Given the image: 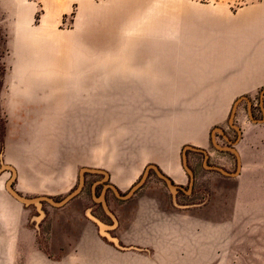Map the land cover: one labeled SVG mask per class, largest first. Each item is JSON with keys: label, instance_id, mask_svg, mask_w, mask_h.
Instances as JSON below:
<instances>
[{"label": "rangeland", "instance_id": "obj_1", "mask_svg": "<svg viewBox=\"0 0 264 264\" xmlns=\"http://www.w3.org/2000/svg\"><path fill=\"white\" fill-rule=\"evenodd\" d=\"M109 1L0 0V168L3 164L15 167L17 177L12 185L25 197L45 195L60 201L77 187L82 167L106 170L110 175L106 183L113 184L120 195L139 181L149 164L158 165L174 184L182 181L188 189L189 177L181 163L185 145L205 148L209 165L231 173L236 170L235 155L215 147L211 132L219 127L231 140L237 138L228 119L239 97L247 96L254 104L259 101L264 89L262 50L258 55L261 61L253 64L248 82L241 80L240 88L226 97H207L201 103L194 98L185 101L162 91H149L140 81L123 88L124 79L118 73L122 80L114 87L111 77L101 74L95 85L106 90L89 92L91 127L85 123L86 117L77 113L83 112L80 106L84 104L71 97L66 102L75 113L59 115L58 123H45L41 114L28 113L29 83L57 77L46 58L66 62L90 56L93 70L109 67L116 58L125 57L127 50L142 45L184 53L185 11L197 20L228 21L264 7V0H150L136 17L128 15L131 17L119 32L112 33L109 25L104 34L102 14L107 12L110 17L113 3ZM113 1L118 8L119 0ZM169 6L179 13L174 10L170 14ZM89 12L96 16L94 22ZM92 29L103 31L101 42L95 31L94 45ZM238 33L248 36L246 29ZM113 45L117 47L110 51ZM256 52L255 48L253 54ZM214 63L220 73L229 68V64ZM220 75L216 78L221 79ZM56 94L50 90L36 95L49 99ZM203 101L207 104L204 122ZM149 105L153 111L146 109ZM156 105L174 108L161 111ZM149 113L155 117H146ZM100 115L123 122L103 125ZM252 117L259 120L261 113L253 111ZM248 123L250 115L243 99L235 124L245 127ZM47 128L57 145L53 151L43 140ZM215 136L218 145H227L218 132ZM187 155L195 177L190 192L172 193L150 170L143 186L128 199L107 188L103 205L93 197L100 195L103 184H97L92 192L103 174L87 172L81 193L65 205L57 207L44 201L40 207L22 206V216L28 220L39 251L35 248L33 257L25 259L23 251L17 249L21 256L16 264H264V220L250 227L234 225L247 213L237 209L238 181L202 164L200 153L189 151ZM11 175L7 168L0 172V201H17L5 188ZM249 214L264 217V210ZM82 232H87L90 240L83 239ZM0 264L9 261L1 258Z\"/></svg>", "mask_w": 264, "mask_h": 264}, {"label": "crops", "instance_id": "obj_2", "mask_svg": "<svg viewBox=\"0 0 264 264\" xmlns=\"http://www.w3.org/2000/svg\"><path fill=\"white\" fill-rule=\"evenodd\" d=\"M148 1L150 0H119L117 4L118 8H116V3L113 0H110L109 2H112L114 7H112L110 11V17H107V12L102 14V17L104 18L103 25L106 30H104V34L107 33L109 25L111 32L114 30L119 32L118 29L125 25L128 17H131L128 15L132 14L136 17L137 12L144 9ZM168 10L170 14L175 12L179 13L180 11L171 6H169ZM89 17L90 21L93 22L96 19V16L91 12H89ZM111 17L114 18H112L109 23ZM202 18L203 17L200 19ZM183 19L186 22L185 33H187L185 42H183L184 45L181 47L182 50H185L184 53H179L175 50L171 51L170 49L161 51L162 48L160 47L157 49L153 46L142 45L132 51L127 50L125 57L119 59L116 58L114 63L109 64V67H101L93 70L91 67V61H89L90 56L77 57L69 59L70 61L66 62L55 58H46L51 61V65L55 68L57 77L47 79L45 82L41 83H35L33 81L29 83L30 97L27 102V105L29 106L27 109L28 113L30 115L41 114L42 120H45V123H58L60 118L59 115L63 116V114L66 113H75L69 109L66 102V99L71 97L74 99V102L78 101L80 105L84 104L83 106H80L83 112L80 113L78 111L77 113L84 115L86 117L85 123L88 127H91L90 124H92L93 120L92 115H90L91 93L89 92L90 90L94 91V88H102V92L106 90L104 87L95 85L96 77L101 74L109 75L111 77L109 82L112 83V86L114 87L118 86L116 83H119V81L122 80L117 78L116 73H118L123 76V88L126 87L128 83L140 81L143 84L142 86L144 88L146 87L149 91H162L164 92V95L168 93V95L170 94L169 96L181 97L185 101L194 98L199 100L200 103L207 97H226L232 95L240 88L241 80H243V83L248 82L247 79H249L252 74L251 68L253 64H259L258 61H261L258 58L261 50L263 54L262 65L264 75V7L253 12H247L241 15V17H238L237 20H232L231 18L228 19V21L197 20L195 15L190 14V12L187 13L186 11L183 14ZM223 29L224 31L221 33L220 31ZM243 29L248 30V36L243 37L238 33L242 32ZM95 31L98 33L97 41H102L100 34H102L103 31L98 29L93 30L91 31V42H93V45L96 41ZM219 32L220 34H218ZM116 47L117 46L110 48V51L114 50ZM255 48L259 52L254 53L256 54L254 57L253 52ZM93 51L95 52L94 49ZM215 61H220V63H223V66L229 64V68L222 70L220 73L217 65L214 63ZM238 62L242 63L243 66L237 67ZM137 67L139 68V73L136 72L138 70ZM151 74L158 78L150 79L146 76ZM217 75H220L219 77H221V79H217ZM226 77L228 78L225 79ZM245 85H247V83ZM50 90L57 91V94L52 98L41 99V97L36 95L40 94L42 91ZM95 91L97 92L100 90L95 89ZM262 102L264 104V100ZM206 106V102L203 101V122L207 118ZM157 107L161 111L174 108L170 106L169 108L163 106ZM146 109L153 111L151 105ZM252 114L253 112L251 115L249 114L250 123L245 127L238 125L242 133L241 138L235 145L228 144L224 136L223 139L227 145H218L216 142V136L214 135L213 140L211 132V141L215 147L219 150H223L221 149L222 147L231 146L239 154L240 168L238 169L237 162L236 170L233 173L218 166L230 174H224L219 170L218 172L224 175L233 176V178L238 181L237 193L239 199L237 209L247 211V213L240 216L234 224L238 227H250L256 224V222L264 220V217L252 218L251 214H249L252 210H264V107L263 120L262 118L254 120ZM148 116L151 118L155 117L154 115H151V113L146 115V117ZM99 119L100 122H103V125L108 124L109 122L113 123V121L116 123L123 122L120 118L110 119L107 115H100ZM107 129L108 127L105 126L104 130L107 131ZM46 131L47 134L43 136V140L47 148L53 151L57 145L50 138L49 128H47ZM218 134L220 135V133ZM227 137L229 136L227 135ZM202 149L206 151L205 148ZM188 152L189 151H187L186 154ZM194 152L199 153L200 151ZM208 156L207 152V157ZM187 164L191 169L188 155ZM202 164H206L205 159ZM208 168L211 170L213 169L209 166ZM184 171L189 177V187L185 192H190L195 180L194 173L191 169L193 173V182L190 188L191 177L185 169ZM182 184V181H180L179 184L176 183V185L179 186H182ZM22 206L28 205L19 200L13 202L0 201V261L1 258H5L8 259L9 264L10 262L11 264L17 263V259L21 256L17 252V249L19 250V248L23 251L22 255L25 259L33 257L32 251L35 250V248L39 251L35 239H33L31 233H29V228L27 227L28 220L22 216ZM82 235L83 239H89L87 232H82ZM78 239H80V235ZM238 240L241 239L238 238Z\"/></svg>", "mask_w": 264, "mask_h": 264}, {"label": "water", "instance_id": "obj_3", "mask_svg": "<svg viewBox=\"0 0 264 264\" xmlns=\"http://www.w3.org/2000/svg\"><path fill=\"white\" fill-rule=\"evenodd\" d=\"M263 94H264V89L261 91V104H263ZM246 100L248 103V107H249V114L251 115V110H250V106H251V101L249 100V98L247 96H241L239 97L234 105L232 106L231 112H230V116H229V124L231 125V127H233L235 129V131L237 132V138L235 140H231L229 137H227L226 133L221 129V128H214L212 130V136H213V140H214V135L216 132L223 134L224 138L227 140L228 144L230 145H235L239 139L241 138V129L240 127H238L237 125L234 124V120H235V113H236V108L237 105L240 101L242 100ZM263 120V119H262ZM221 149L223 150H227L232 152L233 154H235L236 158H237V162H238V169L240 168V158H239V154L238 152L231 146L228 147H222ZM187 151H200V152H204L205 153V160L207 159V152L199 147H195L192 145H185L182 149V164L184 169L189 173L190 177H191V184H190V188L193 182V173L191 171V169L188 167L187 164ZM10 169L12 172L11 177L6 181L5 183V188L6 190L17 200L23 202L26 205H31L34 204L37 207H40L42 202H49L50 204L60 207L65 205L68 201H70L71 199H73L74 197H76L79 193H81L83 187H84V174L87 172H91V173H102L104 175L103 179L100 180L99 182H105L109 179L110 175L106 170L103 169H99V168H94V167H82L79 170V181H78V185L77 187L68 195H66L63 199H61L60 201H55L53 200L51 197L49 196H45V195H41V196H36V197H25L21 194H19L14 188H13V181L16 179L17 177V171L15 169V167H13L12 165H8V164H3L0 168V172L3 169ZM213 169L219 170L224 174H230L228 172H226L225 170H223L222 168L218 167V166H213ZM153 170L156 175L161 178L167 185V187L169 188V190L172 193H176L178 188H181V186L176 185L172 182L171 178L168 177L166 174H164L157 165L155 164H149L145 167L144 172L141 176V178L139 179V181L133 185V187H131V189L125 194V195H120L119 192L117 191V188L111 184V183H106L104 184L103 190L101 191L100 195L98 197H94V199L98 202H102L103 205H105V199H104V194H105V190L109 187L111 188L114 193L121 199H128L130 198L139 188H141L143 186V184L145 183L147 176L149 174V171ZM93 194H94V190H93Z\"/></svg>", "mask_w": 264, "mask_h": 264}, {"label": "flooded vegetation", "instance_id": "obj_4", "mask_svg": "<svg viewBox=\"0 0 264 264\" xmlns=\"http://www.w3.org/2000/svg\"><path fill=\"white\" fill-rule=\"evenodd\" d=\"M263 107H264V104H261V96L259 97V101H258V103L257 104H254V103H252L251 104V106H250V110H251V112H258V113H261V118L263 119ZM249 110V107H248V105H247V111ZM220 136H221V138H223V134H220ZM237 136V135H236ZM201 155H202V157H203V161H204V159H205V153L204 152H199ZM209 160V156L207 157V159H206V164H207V161ZM202 161V162H203ZM205 163V162H204ZM209 167H213L214 165H209V164H207ZM212 170H215V171H218V170H216V169H212ZM104 177V176H103ZM106 182L107 181H105V182H102V184H103V187H104V184H106ZM97 184H101L99 181H97V182H95L94 183V185L92 186V192H93V190L95 191V186L97 185ZM188 187H189V183H188ZM109 188V187H108ZM109 189H111V188H109ZM103 190V189H102ZM112 190V189H111ZM185 190H187V189H185V188H183L182 186H181V188H178V191L179 192H185ZM113 191V190H112ZM113 193H114V191H113ZM115 194V193H114ZM116 195V194H115ZM117 196V195H116Z\"/></svg>", "mask_w": 264, "mask_h": 264}, {"label": "bare ground", "instance_id": "obj_5", "mask_svg": "<svg viewBox=\"0 0 264 264\" xmlns=\"http://www.w3.org/2000/svg\"><path fill=\"white\" fill-rule=\"evenodd\" d=\"M87 2H88V1H87ZM87 4H88V3H86V5H87ZM89 4H90V3H89ZM87 6H89V5H87ZM90 7H92L91 4H90ZM87 8H89V7H87ZM88 11H90V10L88 9Z\"/></svg>", "mask_w": 264, "mask_h": 264}]
</instances>
